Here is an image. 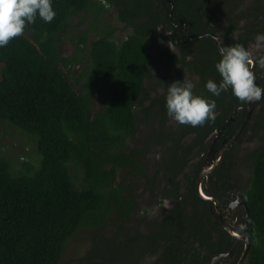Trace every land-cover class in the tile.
<instances>
[{
	"label": "trees",
	"instance_id": "obj_1",
	"mask_svg": "<svg viewBox=\"0 0 264 264\" xmlns=\"http://www.w3.org/2000/svg\"><path fill=\"white\" fill-rule=\"evenodd\" d=\"M231 2L106 0V7L101 0H52L56 16L51 23L37 16L23 36L0 48V126H13L35 147V156L16 158V165L0 149V264H59L68 241L81 232L94 245L100 239L101 247L92 252L108 260L119 254L137 264L146 253H158L150 264H209L215 255L232 250L221 264L237 263L244 241L221 226L214 202L197 190L210 148L213 162L248 111V103L231 89L216 97L205 87L210 79H222L215 67L219 49L234 44L247 48L257 34H264L263 0H252L245 14ZM110 7L129 29L124 37H117L116 27L104 20ZM159 27L170 32L174 45V50L166 45L158 49L166 73L160 84L183 81L186 74L189 80L197 77L193 91L216 101V119L174 130L153 126L144 135L145 148L159 144L166 150L167 193L173 203L147 233L134 235L137 255L131 258L132 250L123 253L131 241L112 245L104 231L115 225L120 235L133 210L125 175H146L144 149L131 146L139 132L138 109L148 117L158 105L161 122L167 114L165 95L143 106ZM66 40L73 45L70 55L61 53ZM260 55L264 50L254 60ZM254 71L264 88V69L257 64ZM249 129L254 137L259 131L262 135L255 147L243 150L240 160L248 169L244 181L236 167L237 148ZM192 158L196 161L190 163ZM201 186L238 233L245 208L234 211L229 204L243 198L250 242L243 264H264V99L256 102L248 122Z\"/></svg>",
	"mask_w": 264,
	"mask_h": 264
},
{
	"label": "rangeland",
	"instance_id": "obj_2",
	"mask_svg": "<svg viewBox=\"0 0 264 264\" xmlns=\"http://www.w3.org/2000/svg\"><path fill=\"white\" fill-rule=\"evenodd\" d=\"M215 2V0H212ZM224 1V0H220ZM264 2V0H263ZM232 6H234L239 14L247 13L250 5H252V0H232ZM251 10L253 11L252 7ZM222 13V11H220ZM257 13V12H256ZM223 14V13H222ZM259 14H263L260 10ZM236 18V15H234ZM233 16V17H234ZM261 21L264 20V16L260 17ZM105 21L111 22L116 27V36L124 37L129 32V29L124 26V24L116 20V12L110 7L108 14L104 18ZM254 21L250 18L249 22ZM244 20H241L240 23H244ZM87 21L81 25L82 28H85ZM170 32L165 30L162 27L157 28L155 32V40L152 49V58L154 65L151 66L150 72L153 75V78H147L145 80V92L148 93L144 98L143 106L148 105L152 99L167 95V90L169 86H164L160 82L164 79L163 77L166 73L163 70L162 63L159 60L158 49L162 45H166L171 50H174V45L170 40ZM254 42H251L252 45ZM250 45L247 48H250ZM61 53L63 55H70L73 51V45L70 41L66 40L61 44ZM264 49L259 51L252 49L253 58H256L257 54ZM191 80L194 82L197 80L195 76H191ZM184 79H189V75L186 74ZM170 85V84H169ZM159 106L155 105L149 114L148 117L145 116L143 110L138 109V115L140 121L138 123L139 132L134 137L135 142H132L131 146L137 145L140 148L144 149L142 155V163L146 169V175L135 176L133 174L125 175V183L127 188V193L131 195L133 200V210L129 215L128 219L123 223L124 228L120 235L118 233V227L115 225H110L104 231V238L111 239L112 245H117L123 243L124 241H131L134 238V235L139 233H147L149 226L157 220L162 218V215L172 207L173 197L169 196L167 189H169L168 179L169 176L165 171L164 165L166 160V150L163 147H160L159 144H149L147 148L143 146L144 135L146 132L151 131V127L158 129L160 125L164 129H177L180 128V124L173 121L168 114H166L163 122L160 120L159 115ZM257 111V110H255ZM244 121V120H243ZM262 132L259 131L258 135L254 137L251 135V129L248 130V134L243 137L242 142L238 145L237 158L240 160L243 155V150L251 149L260 142V136ZM252 136V140H249V137ZM27 139V138H26ZM26 139L20 135V133L9 124H2L0 126V149L8 156L14 160V165H16V158L20 160H25L33 156L35 152V147L30 142H26ZM212 156L209 165L212 163L214 158V151H212ZM35 156V154H34ZM208 157V155H207ZM207 159V158H206ZM216 160V159H215ZM196 159L192 158L190 163L195 162ZM206 161V160H205ZM236 167H238L240 177L242 180H246L248 175L246 167H243L241 160H237ZM148 178H155V182L151 185L148 182ZM181 179L182 176L179 175L177 179ZM120 180V177L117 178V181ZM182 187V183L180 184ZM241 207L239 206L238 210ZM228 218L231 222H235V219H232L231 215L228 214ZM102 242L96 240L94 245L87 234L82 232L77 234L75 237L71 238L66 246L65 253L59 264H130L129 260H124L119 254L115 256V259L108 260L104 256H99L92 252L93 249H98L101 247ZM133 244L135 242L131 241L125 245L123 253L128 250H132L130 257L134 258L137 253L134 252ZM93 248V249H92ZM111 247L109 246L108 249ZM92 249V250H91ZM88 254V255H87ZM158 253L151 254L146 253L145 256H142L137 262V264H150L156 258Z\"/></svg>",
	"mask_w": 264,
	"mask_h": 264
},
{
	"label": "clouds",
	"instance_id": "obj_3",
	"mask_svg": "<svg viewBox=\"0 0 264 264\" xmlns=\"http://www.w3.org/2000/svg\"><path fill=\"white\" fill-rule=\"evenodd\" d=\"M101 3L107 7L106 0ZM37 16L51 23L56 12L52 0H0V48L24 35L29 25L35 24ZM252 49H264V34H257L250 48L242 44L222 46L221 59L215 67L221 76L219 83L208 80L205 87L214 96L231 89L232 94L243 103H255L264 99V88L256 83L254 69H264V55L253 58ZM195 83L189 79L171 83L166 95L168 116L180 125L203 126L216 119V101L194 93Z\"/></svg>",
	"mask_w": 264,
	"mask_h": 264
},
{
	"label": "water",
	"instance_id": "obj_4",
	"mask_svg": "<svg viewBox=\"0 0 264 264\" xmlns=\"http://www.w3.org/2000/svg\"><path fill=\"white\" fill-rule=\"evenodd\" d=\"M215 38L217 39V43L218 45H220L219 42V38L215 36ZM257 83V82H256ZM258 85V83H257ZM252 104V105H251ZM256 105L255 103H248V111L246 114V117L244 119V121L242 122V124L240 125L239 129L237 130V132L235 133V135L233 136V138L223 147V149L219 152L218 157L216 158V160H214L210 165H209V161L210 158L212 156V151L213 148H210V151L208 152V157L205 161L204 167L202 168V170L200 171V174L198 176L197 179V190L199 195H201L203 198L208 199V200H212L214 202V206H215V214L218 215L219 221L221 226H223V228H225L231 235L233 236H237L238 238L242 239L245 243L244 245V250L240 256V258L238 259L236 264H243L246 256H247V252L249 250V238L247 235V226H246V219H247V215H248V208H247V204L246 202L243 200L242 197L238 196L235 200H233L229 205L232 208V210H237L239 206H243L245 208V217L243 220V230L241 233L235 232L234 230H232L227 223L225 222V220L223 219L220 209L218 207V203L217 200L211 196H207L206 194H203V190H202V186H201V182L202 179L204 178V176L216 165V163L219 161V158L221 156V154L236 140L237 136L240 134L241 130L243 129L244 125L248 122L250 116H251V112L254 108V106ZM233 255V251L229 250L227 252H222L218 255H215L209 262V264H221L223 262L224 259L229 258Z\"/></svg>",
	"mask_w": 264,
	"mask_h": 264
},
{
	"label": "flooded vegetation",
	"instance_id": "obj_5",
	"mask_svg": "<svg viewBox=\"0 0 264 264\" xmlns=\"http://www.w3.org/2000/svg\"><path fill=\"white\" fill-rule=\"evenodd\" d=\"M214 151V150H213ZM231 203V202H230ZM230 206V205H229ZM239 208V207H238ZM234 211H238V209L237 210H234Z\"/></svg>",
	"mask_w": 264,
	"mask_h": 264
},
{
	"label": "bare ground",
	"instance_id": "obj_6",
	"mask_svg": "<svg viewBox=\"0 0 264 264\" xmlns=\"http://www.w3.org/2000/svg\"><path fill=\"white\" fill-rule=\"evenodd\" d=\"M204 194V193H203Z\"/></svg>",
	"mask_w": 264,
	"mask_h": 264
}]
</instances>
